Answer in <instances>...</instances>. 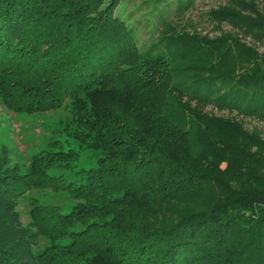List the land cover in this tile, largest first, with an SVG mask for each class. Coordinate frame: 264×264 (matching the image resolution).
I'll return each mask as SVG.
<instances>
[{"label":"trees","instance_id":"trees-1","mask_svg":"<svg viewBox=\"0 0 264 264\" xmlns=\"http://www.w3.org/2000/svg\"><path fill=\"white\" fill-rule=\"evenodd\" d=\"M122 1L0 0L1 102L71 115L25 167L0 150V264H264V138L204 110L264 121V51L169 24L140 50ZM260 3L207 17L262 41ZM31 188L70 203L34 198L23 225Z\"/></svg>","mask_w":264,"mask_h":264},{"label":"rangeland","instance_id":"rangeland-1","mask_svg":"<svg viewBox=\"0 0 264 264\" xmlns=\"http://www.w3.org/2000/svg\"><path fill=\"white\" fill-rule=\"evenodd\" d=\"M152 1L123 0L115 11L132 27L135 42L140 50L151 47L169 24L174 32L186 31L193 33L195 31L209 37L224 33L232 34L250 44L259 52L264 51V39L257 41L250 37H243L227 23H213L208 19L207 12L210 9L224 5L228 0H195L190 7L180 13L176 10L174 3L166 8L160 7L155 10V8H152ZM255 1L261 5L260 0ZM204 110L213 115L234 118L246 130H256L259 132L260 137L264 138V121L256 117L237 114L235 111L227 109H218L213 105L204 106ZM70 117V113L63 107L39 113H15L7 109L0 100V150L7 149L9 151L11 164L25 167L31 156L45 148L51 140L55 138L63 139L62 129ZM84 159L89 161L92 158L89 153H83L80 161ZM34 198L43 203H60L65 206L70 203V200H67L63 193L52 189L31 188L17 201L16 210L23 225H26L30 220L29 210L31 200ZM44 243L43 239L39 240L41 246Z\"/></svg>","mask_w":264,"mask_h":264}]
</instances>
